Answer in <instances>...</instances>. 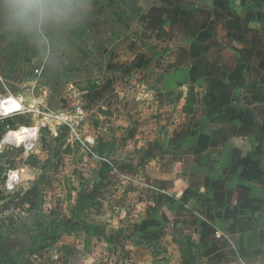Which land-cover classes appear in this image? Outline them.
I'll return each mask as SVG.
<instances>
[{
	"label": "rangeland",
	"instance_id": "rangeland-1",
	"mask_svg": "<svg viewBox=\"0 0 264 264\" xmlns=\"http://www.w3.org/2000/svg\"><path fill=\"white\" fill-rule=\"evenodd\" d=\"M161 2L162 6L158 14H154L156 11L154 7L152 8L150 23L147 26L135 16L131 20V25L124 22V26L120 25L117 28L123 33L125 40H106L100 44V47L106 51L111 48L107 52L108 57L113 52L120 53L123 57L130 55L133 57V52L137 49V42L132 40L134 34L142 31L146 35L150 31V35L157 36V40H151L143 46L142 50L148 53L149 59L142 61L134 56L133 64L137 66L127 65L134 68L132 81L135 84H129L131 81L127 78L130 71L127 67H122L119 71L122 72L123 69L127 71L120 75V84L128 82L127 86L132 89L127 92L121 90L120 97L114 99L111 106L104 105L105 109L101 110L100 107L93 112L88 111L85 106L81 107L83 112L77 111L80 107L76 105H82L80 92H84L87 85L93 83L97 85L98 79L102 82V78L99 77L93 79L90 84L83 85L78 81L70 90L59 92L56 88L52 98L63 97L62 107L56 105L51 109L43 105L35 107L34 104L23 99L24 106L20 111L7 117L0 116V121L8 117L15 118L16 124L19 125L17 128L25 126L38 129L36 140H26L20 147H16L15 142L0 147V173L2 172L0 199L4 200L0 203L1 228L5 226L11 229L20 221V215L25 212L23 208L28 205L25 201L26 193L33 188L38 189L39 197L41 196L38 197V211L47 209L52 215L55 213V209L52 208L55 198L62 201L61 209L64 210L67 203L69 205L74 203L79 188L86 194H91L95 187H98L96 185L99 180L107 177L109 182L103 184V187L100 186L97 194V197L103 199L100 200L102 206L95 205L96 207L86 210L92 227H103L106 235L111 239V241L105 238L95 240L101 243L99 244L101 247L113 252L104 264H121L119 248L124 250L126 245L129 246L128 251L132 253L129 256L130 264H159L157 262L161 259L150 261V221L152 224H157L159 230L168 229L167 225L170 226L176 210L190 213L192 212L190 209L196 204L211 202L209 195L213 193L214 187L222 188L226 183L234 187L243 184L249 185L250 188L252 186L255 190L258 186L253 182H247L246 178L249 177L257 184L262 182L264 178V0H198V6L193 5L198 8V12L201 11L202 18L198 23L199 34L196 40L190 43L189 52L187 49L180 51L175 44H177L178 29L188 27L191 18L189 11L194 10L191 1L160 0L158 3ZM152 3L150 5H155ZM180 5L185 7V11L181 14L178 9ZM169 30L176 31L174 37H169L170 41L162 40L161 38L167 37ZM194 31L192 24L189 33L193 34ZM101 53L97 61L98 65H103L105 61L104 52ZM185 64L191 65L190 70L184 73L175 71L176 67ZM111 65L108 59L106 69ZM117 65L120 67L123 64L118 62ZM152 69L154 72L150 74ZM158 70L168 73L163 74ZM104 76L105 74L102 77ZM109 78L111 75L108 72L106 80ZM156 80L160 86H157ZM180 80L181 85L177 84ZM138 81L141 82L136 83ZM107 83L108 81L105 87ZM192 86L200 89L197 99L199 103L195 105L194 113L189 114L186 111L193 107L189 99ZM157 87L165 94L168 105L156 99L152 100L157 97L156 92L159 91ZM20 88L19 94L23 95L25 87ZM66 94L68 95L65 97ZM3 98L1 97L0 100ZM65 105L70 107L69 111L60 109ZM138 109L139 113L136 117ZM56 114L64 117L62 123L56 122L52 117ZM158 115L161 116L160 119ZM135 122L145 124L140 129L146 131L148 137L144 141L138 140L137 145L134 146L133 141L123 142L119 136L122 130H128ZM101 128H107L108 132L103 134ZM187 129H190V134H187ZM5 133L0 132V140ZM88 135L95 139L87 138ZM105 138L106 142L103 141ZM99 139L102 145L100 144L97 149ZM162 141L164 144L161 145ZM208 145L210 148L207 147ZM178 146L185 150L179 151ZM28 147L32 148L33 152L27 157L23 156V150ZM189 147L196 152L191 153ZM119 148L122 152L118 150ZM200 148L204 150L201 153ZM165 149L167 151L159 155ZM34 150L39 151L40 160L36 158L37 154ZM158 155L161 156L159 166L163 165V169L160 168V175L155 177L154 172L150 171V163L147 162H150L152 156ZM27 166H33L35 169H28ZM107 166L111 167L109 171H106ZM17 167L21 181L15 184L13 190H8V172ZM54 167L58 168L55 172L48 170ZM141 171L147 172L145 175L135 174ZM47 172L55 178L52 183L46 181ZM122 172H133L132 174L137 176L131 181L130 176L127 177ZM1 176L4 177L3 180ZM27 179L33 181L26 182ZM165 179L168 180L163 181ZM169 180L174 181L175 184L170 183L166 186ZM154 183L164 187L165 191L155 189L156 191L150 194V190L156 186ZM190 188H194L192 194L187 193ZM232 190L235 192L231 200L234 206L247 190L241 187ZM152 197L158 203V209L152 213L150 219L148 208L150 205L148 206L147 202H150ZM165 197L174 201L175 205L170 209L167 208L169 205ZM162 211L163 214L166 213L165 217L169 218L170 222L163 221ZM131 214L136 217H130ZM38 218L43 217L39 214ZM174 222L178 223L176 219ZM197 226L201 225L198 223ZM139 228L143 230L137 231ZM168 230L173 232L171 228ZM80 231L76 228L72 231L71 238L67 237L58 242L59 246L50 247L46 244L41 258L35 254H23L24 256L19 257L16 264H26V260L32 264H76L78 253L87 256L91 248L90 243L96 237H88ZM175 233L180 232L174 230L172 233L174 238L177 236ZM181 235L183 244H187L188 241L193 242L191 240L198 244L200 240L198 232L191 236ZM253 240L257 241V235ZM168 241H171V236L168 237ZM174 242L176 245L169 249L168 254L171 264H178L176 247L180 244L175 240ZM25 243L24 246L31 245V240L26 238ZM70 243L83 244L84 252L82 249L78 252L76 246L71 245V248L67 246ZM135 243H139V249L134 246ZM61 246L66 247L67 258L61 254ZM97 252L99 253L100 250L97 249ZM198 252L200 251L196 250L194 253ZM237 256H241L240 253ZM127 257V254L123 255L124 259Z\"/></svg>",
	"mask_w": 264,
	"mask_h": 264
},
{
	"label": "crops",
	"instance_id": "crops-1",
	"mask_svg": "<svg viewBox=\"0 0 264 264\" xmlns=\"http://www.w3.org/2000/svg\"><path fill=\"white\" fill-rule=\"evenodd\" d=\"M159 1L160 0H82L83 4L85 5L84 11L72 16L71 19L63 23L46 24L40 33L15 31L5 28L3 24L0 23V98L4 97L3 99H7L17 97L15 99H22V101L24 99L26 101L25 94L28 92L29 97L33 101L35 107H41L42 105L49 107L50 109L54 107V105L57 107H62L64 103L63 97H56L55 99L52 98L53 92L56 90V88L59 92L61 90L66 91L73 88L75 86L74 84H77L78 81L82 82L83 85L84 83L90 84L93 82V79L96 80L100 77L102 78V82L98 79L96 81L98 86L93 85V83L92 85H87V88L84 90V92H80L82 105L76 106L80 107L79 109L81 112H83L82 108L85 106L87 107V110H91V112L100 107L101 110L105 109L104 105L111 106L113 100L120 97L121 90L127 92L128 90L131 91L132 89L131 87L127 86L128 82H123L120 84V75L124 71H127L124 69L122 72L119 71L122 67H127L130 71V75L127 78L129 81H131L129 84H135V82L132 81L134 76V68H131L127 65H134V56L135 58L142 61L149 59L150 57L148 53L142 50L144 49L143 46H146V43H150L151 40H157V36L150 35V31H148V34L146 35L143 34L142 31L134 34V38L132 40L137 42V49L133 52V57H131V55L128 57H123L120 53L114 52L110 54V57H108L107 52L111 50V48L106 51V49L100 47V44L106 40H125L123 33H120V30L117 28L120 25L124 26V22L131 25V20H133L135 16L143 23V25L147 26L150 23V12L152 8L154 7V10L156 11L154 14H158L160 12L162 2L159 4ZM179 1L180 0H178V2ZM190 1L192 5H196L195 7L198 6V0ZM151 2H153L152 4L155 5H150ZM194 5L192 6L194 10H188L191 12V18L188 22L187 29L183 27L184 29L180 28L177 31V44L175 45L180 51L187 49L189 52V47L191 48L190 43L196 40L199 34L200 27L198 23L202 18V15L201 11L198 12V8H195ZM184 8L182 5L178 6L180 14L182 11H185ZM164 21L166 23V20ZM192 24L195 31L193 34H190L189 32ZM186 31L188 32L185 33ZM175 32L176 31L169 30L167 37L161 39H168V41H170L171 39L169 37H174ZM186 45H188V47H186ZM102 51L104 52L103 56L105 61L103 65H98L97 61L99 60V56L102 55ZM108 59L109 63H112V65L109 66V69H106ZM118 62L123 65L118 67ZM189 66L191 65L185 64L179 68L176 67V70L173 69V71L175 70L176 72L179 71L184 73L187 72L188 69L190 70ZM164 67H167V63L164 65ZM159 71H162L163 74L168 73V71L158 70V72ZM108 72L111 75V78L106 80V74ZM153 72V69L150 70V74ZM101 73H103V75L105 74V76L102 77L103 75H101ZM107 81V87H105V83ZM139 82L141 81L136 83ZM156 84H158L157 86H160L157 80ZM20 87H25L23 95L19 94L21 93ZM157 90H159L156 92L157 97L152 98V100L156 99L168 105L169 102H167L163 91L160 90L159 87H157ZM199 91L200 89L198 90V87H195L197 99ZM67 95L68 94H66L65 97ZM68 105L63 106V108L60 109L69 111L70 107H68ZM22 106H24L23 103ZM137 113H139V109L135 114L136 117H138ZM128 115L130 116L129 113ZM160 115H158V119H160ZM129 122L131 123L134 121ZM144 125L145 124L142 123H133L132 127L128 130H122L119 139L126 143L133 141V145H137L138 140L144 141L148 137L147 132H143L141 131L142 129H140L143 128ZM100 130H103V134L108 132L107 128H101ZM187 132V134H190V129H187ZM193 136H195L194 133ZM86 137L89 139L93 138V140L95 139L91 135ZM105 139H103V141L106 142L107 139ZM100 144L102 145V141L99 139V142L97 141V149ZM160 144H164L163 141ZM31 145H33L32 142ZM207 147L210 148L209 145ZM120 148L118 150L122 152ZM177 149H179V151L182 149L185 150V148H180V146H178ZM188 149L191 153L196 152L192 147H189ZM35 151L36 150H34V152ZM166 151L167 149L162 150L159 155L165 153ZM201 151L204 150L200 148L199 152L201 153ZM31 152H33V149L28 147V149L23 150L22 153L23 156L27 157L31 154ZM38 152V150L35 152L37 154L35 156L38 160H40L41 155ZM159 155L152 157L150 162H147L150 163V171L154 172L155 177L160 175V168L163 169V165L162 167L159 166V162L161 161V156ZM215 155L217 156V154ZM22 166L26 167L24 165ZM27 168L35 169L33 166H27ZM122 168L126 169L125 167ZM57 169L58 168L56 167L48 168L49 171L52 170L53 172H55ZM14 170L18 172L19 168H14ZM145 172L141 171L138 173L136 172L135 174L145 175ZM19 173L20 172H18V177L20 182L21 178ZM132 173L133 172H122L123 175L127 177L130 176L129 179L133 181L132 178L137 175ZM46 176V181L49 183L55 181L54 176L49 175L48 172L46 173ZM106 178L104 181L105 185L109 182V180L107 181ZM1 179L3 180L4 177L1 176ZM167 180L168 179H165L163 181ZM32 181L33 180L31 179L26 180V182ZM246 181L253 182L258 187L253 190L254 188H252V186L250 188L249 185H237V187L247 190L246 193L239 197L240 199L238 200L237 205L233 206L231 204V200L235 196V192L232 189L237 187L226 183L222 185V188L214 187L215 191L213 190V193L209 195L211 202L196 204L195 207L190 209L192 211L190 213L184 211L182 212V210H176V213L173 214L174 218L170 223V226L167 225V227H169L168 229L171 228L173 232L174 230H179L180 233H175V235H177L176 238H174V234L172 235L173 232L171 230L165 228L163 230H159V227H157L158 225L152 224L150 221V261H155L158 258L161 259V261L157 262L159 264H171V258L168 253L169 249L176 245L174 240L180 244L179 241L182 240L181 234L191 236L193 233L198 232V236L200 238L198 244H206L202 252V264H264V178L259 184H257L256 181L251 180L249 177L246 178ZM170 183L175 184L174 181L169 180L166 182V186H168ZM154 184L156 186L153 187V190H150V194L152 191H156L155 189L165 191L164 187L157 185L158 183ZM80 190L81 189L79 188L77 191L79 192ZM193 192L194 188H190V191L187 193L192 194ZM39 198L37 199L32 210L28 212L25 211L22 215H20V221L15 223L12 226L13 228H1L0 226V264H16V261L19 259V257L24 256L23 254H27V250L32 246V237L38 232H45L56 218L69 220L71 218L72 209L76 204L75 202H77L76 199L78 196L76 195V199L73 204L69 205L67 203L64 207V210L61 209L63 206L62 201L59 198H55L52 203V208L55 209V213L52 215L47 212V209L44 211H38L37 202H39ZM97 198L103 201V199L100 197ZM165 201L169 205L167 207L168 209H170L172 205H175L173 203L174 201L170 200L169 197H165ZM1 202H4V200L0 199V203ZM147 205H150L148 208L150 209V219H152L151 215L155 210L158 209V203L152 197L150 198V202H147ZM39 214H41V217H43L42 219L38 218ZM165 214L166 213L163 214L162 211V219L164 222L169 221V218L165 217ZM130 217L136 216L131 214ZM174 219H176V222H178L177 224L174 222ZM141 222L142 221H140V223ZM200 222H203V224ZM198 223L201 225L200 227L197 226ZM142 230L143 228L137 229V231ZM27 232L30 233L28 235H24ZM81 233L84 234L83 231ZM256 235L257 241L253 240ZM169 236H171L172 242L168 241ZM67 237L71 238L72 236L63 234L60 240L57 242H51L47 240L46 244H48L50 247H53V245L59 246L58 242L63 241ZM26 238L31 240V245L28 244V246H24L26 244ZM99 238L102 237L96 236L93 238L94 241L92 240L90 243V252H88V254L85 252L87 256L80 255V249H82V252H84L83 244H67V246L70 248L71 245L76 246L77 251L79 252V256H76V264H81L78 261L82 262V264L87 262H94L97 264H104V262L107 263V259L110 258L113 252L107 251L106 247H101L99 245L101 243H97V241H95L99 240ZM134 246L138 249L140 248L139 243H135ZM128 247L129 246L126 245L124 250L119 248L122 251H120V253L118 252V255H120L122 258L121 264H130L131 259H129V256L132 253L128 251ZM57 249L58 248H56V250ZM97 249L100 250L99 253L97 252ZM60 250L61 254L65 255L67 258L68 255L66 253V249L61 246ZM176 250L178 264H183L180 246L176 247ZM238 253H240L241 256H237ZM124 254H127L128 256L126 259L123 258ZM10 256L15 257L14 260L8 261L7 259ZM50 258L53 260V256Z\"/></svg>",
	"mask_w": 264,
	"mask_h": 264
},
{
	"label": "clouds",
	"instance_id": "clouds-1",
	"mask_svg": "<svg viewBox=\"0 0 264 264\" xmlns=\"http://www.w3.org/2000/svg\"><path fill=\"white\" fill-rule=\"evenodd\" d=\"M84 8L82 0H0V23L7 29L40 33L46 24L63 23ZM22 103V99L7 98L0 103V116L7 117L20 111ZM37 135L38 129L34 127L9 128L0 140V147L13 142L20 147L26 140H36ZM17 179L18 172L10 170L8 187H12Z\"/></svg>",
	"mask_w": 264,
	"mask_h": 264
},
{
	"label": "trees",
	"instance_id": "trees-1",
	"mask_svg": "<svg viewBox=\"0 0 264 264\" xmlns=\"http://www.w3.org/2000/svg\"><path fill=\"white\" fill-rule=\"evenodd\" d=\"M185 80V79H184ZM181 80L177 84L181 85ZM192 94H190L189 99L191 100V106L188 111L189 114L194 113L195 105L197 104V96L195 92V87H191ZM19 125L16 124V119L13 117L5 118L0 121V132L5 133L9 128L16 129ZM3 135V134H2ZM1 137V136H0ZM153 157V156H152ZM111 169L110 166H107L106 171ZM2 172L0 173V175ZM4 174V173H3ZM105 177L99 180V183L96 185L94 192L91 194H86L83 190L78 192L77 202L72 209V215L69 220L56 218L51 226L45 232H38L32 237V246L27 250V254H35L42 257V250L46 246L47 240L51 242H57L60 240L63 234L71 235L72 231L76 228L83 231L88 237H102L108 241L111 239L106 235L103 227H92L90 221L88 220V214L86 210L91 207H96L95 205L102 206V203L97 199V194L99 193V187H103ZM25 201L28 203L26 207L23 208L26 212L32 210L36 204V201L39 197V191L36 188L31 189L26 193ZM5 227V226H3ZM194 242V240H191ZM180 242V251L182 254L183 264H202V252L206 244L202 243L201 245L196 244V242H189L183 244L182 240ZM66 249V247H64ZM196 250L200 251L194 253ZM15 257L10 256L7 260H14ZM26 264H32L29 260H26ZM210 264V263H206Z\"/></svg>",
	"mask_w": 264,
	"mask_h": 264
},
{
	"label": "built area",
	"instance_id": "built-area-1",
	"mask_svg": "<svg viewBox=\"0 0 264 264\" xmlns=\"http://www.w3.org/2000/svg\"><path fill=\"white\" fill-rule=\"evenodd\" d=\"M77 111H80V109L77 108ZM52 117L55 119L56 122H59V123L60 122L62 123L63 119H64V117L62 115H58V114L52 115ZM17 183H19V177H18L17 181L13 182V186L12 187H8V182H7V189L8 190H13L15 188V184H17Z\"/></svg>",
	"mask_w": 264,
	"mask_h": 264
},
{
	"label": "water",
	"instance_id": "water-1",
	"mask_svg": "<svg viewBox=\"0 0 264 264\" xmlns=\"http://www.w3.org/2000/svg\"><path fill=\"white\" fill-rule=\"evenodd\" d=\"M25 97H26V101H27L28 103L33 104V101L30 99V97H29V93H28V92H26Z\"/></svg>",
	"mask_w": 264,
	"mask_h": 264
},
{
	"label": "bare ground",
	"instance_id": "bare-ground-1",
	"mask_svg": "<svg viewBox=\"0 0 264 264\" xmlns=\"http://www.w3.org/2000/svg\"><path fill=\"white\" fill-rule=\"evenodd\" d=\"M4 100H6V99L0 100V103H2Z\"/></svg>",
	"mask_w": 264,
	"mask_h": 264
}]
</instances>
